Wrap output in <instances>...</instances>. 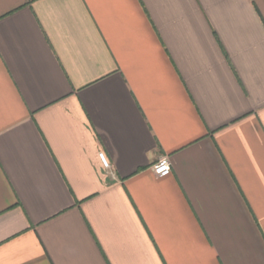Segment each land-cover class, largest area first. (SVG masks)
Here are the masks:
<instances>
[{"label":"crops","instance_id":"crops-1","mask_svg":"<svg viewBox=\"0 0 264 264\" xmlns=\"http://www.w3.org/2000/svg\"><path fill=\"white\" fill-rule=\"evenodd\" d=\"M0 264H264V0H0Z\"/></svg>","mask_w":264,"mask_h":264},{"label":"built area","instance_id":"built-area-1","mask_svg":"<svg viewBox=\"0 0 264 264\" xmlns=\"http://www.w3.org/2000/svg\"><path fill=\"white\" fill-rule=\"evenodd\" d=\"M100 159L105 168H110L104 154H100ZM152 172L158 178H166L172 174V164L168 156H163L152 166Z\"/></svg>","mask_w":264,"mask_h":264}]
</instances>
